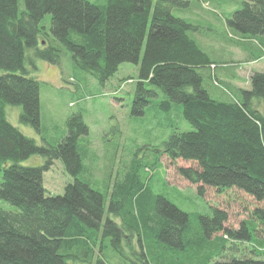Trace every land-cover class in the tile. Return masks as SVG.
<instances>
[{
	"label": "trees",
	"instance_id": "16d2710c",
	"mask_svg": "<svg viewBox=\"0 0 264 264\" xmlns=\"http://www.w3.org/2000/svg\"><path fill=\"white\" fill-rule=\"evenodd\" d=\"M185 3L22 0L20 7L19 0H0V199L13 206L0 207V264H109V247L120 264H264V235L258 233L259 226L264 233V206L255 205L238 229L229 228L227 211L215 206L196 213L193 225L190 213L162 195L154 196L148 212L146 189L131 166L115 182L105 209L108 192L78 177L84 169L79 139L89 132L80 112L66 118V133L48 145L37 144L6 115L7 104L18 105L19 121L40 130L42 82L31 74L37 59L58 63L62 48L99 83L120 64H135L133 114L144 113L160 90L166 98L158 108L169 112L180 103L190 125L173 131L156 149L195 163L178 167L179 175L202 198L205 188L236 189L264 202V72L251 75L249 90L225 86L218 77L226 70L224 56L202 45L197 25L172 14L175 5ZM46 14L48 25L42 23ZM225 23L240 35L232 43L264 56V0H243ZM32 154L41 155L43 163L20 164ZM55 159L73 180L63 193L47 195L43 173ZM228 240L256 246V257L222 258Z\"/></svg>",
	"mask_w": 264,
	"mask_h": 264
},
{
	"label": "rangeland",
	"instance_id": "374dc122",
	"mask_svg": "<svg viewBox=\"0 0 264 264\" xmlns=\"http://www.w3.org/2000/svg\"><path fill=\"white\" fill-rule=\"evenodd\" d=\"M90 1L102 5L106 2ZM183 1L186 2L185 5H175L172 14L198 26L196 36L201 37L200 41L204 47H215L218 44L226 48L225 53L221 54L226 59V69L232 66L231 68L241 76L256 70L264 71V56L260 57L258 62L242 64L243 54L232 43L240 35L226 27L225 19L241 6L243 0ZM19 2L21 7L22 0ZM49 21L50 15L46 14L42 23L48 25ZM229 48L231 52L228 51ZM62 50L60 61L56 64L37 59L36 69L31 74L42 82L39 93L40 130L19 121L21 107L18 105L7 104L6 115L13 125L33 138L37 144L48 145L58 143L64 136L66 118L71 113L80 112L89 132L79 139L84 169L78 177L95 189L108 192L105 209L109 205L115 182L131 169V166L132 169L135 167L138 170L137 183H141L146 189L143 203L148 212H153L154 196L162 195L190 213L193 225L196 213H210V208L215 206L227 211V226L238 229L243 220H249L255 205L264 206V202L256 203L250 195L236 189L218 193L211 188H205L203 198L200 197L196 186L181 177L177 171L178 167L195 163L184 161L180 157L171 158L156 150H161L162 143L173 131L190 130V125L182 117L180 103H173L169 112L158 108L159 102L166 98L160 90L144 108V113L139 116L133 114L132 103L139 76L137 65L124 62L106 82L99 83L94 76L75 65L69 52L63 48ZM212 96L228 99L224 94ZM261 110L264 112L262 103ZM43 161L41 155L32 154L21 160L20 164L36 166ZM135 164H138V167ZM72 180L59 159H55L50 169L43 173V186L47 195L63 193L64 186ZM0 207L13 209L10 203L2 199ZM261 228L258 227V233L262 238L264 233ZM252 247L256 246L245 241L228 240L223 248L222 258L256 257ZM105 251V260L109 264H120L122 259L114 249L109 247Z\"/></svg>",
	"mask_w": 264,
	"mask_h": 264
},
{
	"label": "crops",
	"instance_id": "0c3cea01",
	"mask_svg": "<svg viewBox=\"0 0 264 264\" xmlns=\"http://www.w3.org/2000/svg\"><path fill=\"white\" fill-rule=\"evenodd\" d=\"M221 44V43H219ZM211 47V46H210ZM238 50H240L243 54L242 61L243 65L258 62L260 59V56L258 55L259 52H256L255 49H251V46L249 47H238ZM213 50V53H216L217 55L224 54L226 51V48L220 45H216L215 47H211ZM229 52H231V48L228 49ZM259 56V57H258ZM241 64V65H242ZM232 67V66H231ZM229 67L228 69L224 70L222 69L218 73V77L224 81L225 86L230 88V90L237 92L239 89H246L249 90L251 88V81L250 77L253 73H247L244 76H241L239 73H236L234 71V68ZM237 71V70H236ZM256 72H264L263 70H256ZM264 104V101H262V106ZM261 109V108H260Z\"/></svg>",
	"mask_w": 264,
	"mask_h": 264
}]
</instances>
